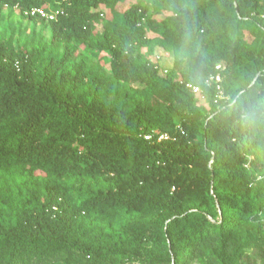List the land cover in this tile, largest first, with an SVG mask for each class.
<instances>
[{
  "label": "trees",
  "instance_id": "1",
  "mask_svg": "<svg viewBox=\"0 0 264 264\" xmlns=\"http://www.w3.org/2000/svg\"><path fill=\"white\" fill-rule=\"evenodd\" d=\"M6 6L50 36L0 39V264H264V132L225 99L264 96V0Z\"/></svg>",
  "mask_w": 264,
  "mask_h": 264
},
{
  "label": "rangeland",
  "instance_id": "2",
  "mask_svg": "<svg viewBox=\"0 0 264 264\" xmlns=\"http://www.w3.org/2000/svg\"><path fill=\"white\" fill-rule=\"evenodd\" d=\"M10 35H13L16 40L20 39L22 44H26V42H28L29 39L34 35H43L48 39L50 36V28L47 23L30 20L29 18L22 16L19 8H11L6 6L4 8V19L0 24V39L6 38ZM149 36L153 37L154 34L149 31ZM78 53L81 57H85L90 64L100 66L102 71L106 72L108 75H111V65L108 55L102 54L103 59L99 60V58L92 57L89 53L83 51L82 48L78 49ZM156 55L158 56V63L161 66L164 68H169L172 66L173 59L170 58L165 52L157 50ZM118 84L123 85V83L119 82ZM254 243L257 245L264 244V237H262V235L256 237ZM254 246L255 245L249 247L248 252H254ZM170 264H174V262H171ZM190 264L201 263L198 261H193Z\"/></svg>",
  "mask_w": 264,
  "mask_h": 264
},
{
  "label": "clouds",
  "instance_id": "3",
  "mask_svg": "<svg viewBox=\"0 0 264 264\" xmlns=\"http://www.w3.org/2000/svg\"><path fill=\"white\" fill-rule=\"evenodd\" d=\"M225 99L241 127L264 132V96L257 95L238 101L233 94H229Z\"/></svg>",
  "mask_w": 264,
  "mask_h": 264
},
{
  "label": "built area",
  "instance_id": "4",
  "mask_svg": "<svg viewBox=\"0 0 264 264\" xmlns=\"http://www.w3.org/2000/svg\"><path fill=\"white\" fill-rule=\"evenodd\" d=\"M59 13V10H47L45 8L42 7H33L32 9H28L25 11L26 15H38L42 18H45L46 20H54L56 19L57 15ZM263 18H264V14H263ZM221 65H218L217 68H220ZM211 80H215L216 82H218V90H221V75L219 73L216 74H211L210 76ZM196 91H198V88H195ZM221 97V95L219 96ZM146 138H150V135L145 136ZM161 137H165L164 135Z\"/></svg>",
  "mask_w": 264,
  "mask_h": 264
}]
</instances>
